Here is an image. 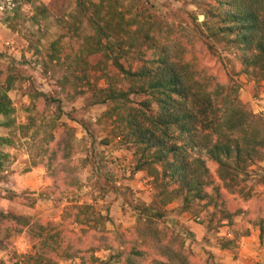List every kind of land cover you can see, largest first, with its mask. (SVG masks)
Here are the masks:
<instances>
[{
    "label": "trees",
    "instance_id": "trees-1",
    "mask_svg": "<svg viewBox=\"0 0 264 264\" xmlns=\"http://www.w3.org/2000/svg\"><path fill=\"white\" fill-rule=\"evenodd\" d=\"M13 2V16L7 20L30 4L29 19L38 32L48 17L46 5L36 0ZM123 6L124 0H76L71 20H64L76 37L69 44L61 38L41 47L32 42L31 48L47 71L63 70L60 85L66 97L70 95L66 89L76 88V93L78 80L84 78L90 104H108L104 115L111 120L114 134L135 147L137 168L152 176L156 193L150 203L139 205L132 229L113 233L106 229L108 217L89 204H68L57 226L0 211L1 219L14 222L11 232L27 228L38 240L33 253L25 257L26 264H59L63 259H79L78 264H142L145 246L163 258L157 264H197L181 236L163 225L166 208L173 202L183 211L210 208V222L219 226L227 222L236 237L248 236L250 226H258L264 241V216L246 219V209L230 205L224 192H241L252 167L264 159V117L240 101L241 84L230 72L213 73L193 44L149 21L144 13L127 12ZM204 15L198 26L208 50L214 53L220 43L225 51L235 53L238 75L255 83L263 81L264 0H212L206 3ZM30 36L35 38L36 32ZM207 37L214 42H206ZM95 69L107 76L105 86L91 83L89 75ZM16 80V74L0 65V126L14 123L9 91ZM31 100L34 106L46 108L58 99L34 90ZM66 130L59 137L48 131L45 155L32 153L31 165L45 167L54 184L63 181L69 186L73 141ZM52 140L55 148L49 149ZM10 142L0 136V145ZM209 161L217 164L221 184ZM3 166L0 152V170ZM241 215L244 230L237 227ZM235 244L236 238L225 237L221 247L233 250ZM103 250L110 251L106 258L97 255Z\"/></svg>",
    "mask_w": 264,
    "mask_h": 264
},
{
    "label": "rangeland",
    "instance_id": "rangeland-1",
    "mask_svg": "<svg viewBox=\"0 0 264 264\" xmlns=\"http://www.w3.org/2000/svg\"><path fill=\"white\" fill-rule=\"evenodd\" d=\"M36 1L48 9V17L38 32L29 19L33 12L30 4L23 5L20 13L8 21L7 18L13 16L14 2L0 0V65L17 76L9 91L15 109L14 123L9 127L0 126V136L11 141L0 145V152L4 154V166L0 170V211L30 215L38 224L57 226L68 204H89L108 217L106 229L110 233L132 229L139 205L150 203L156 193L152 176L137 168L135 147L114 134L111 120L104 115L108 104H90L87 100L86 79L78 80L79 93H75L73 87L66 89L70 93L66 97L67 92L60 85L63 70L47 71L40 56L31 48L32 42L41 47L61 38L63 44H69L76 37L72 29L64 26V20H71L76 0ZM208 1L212 0H124L123 9L142 12L149 21L193 44L213 73L221 75L224 69L230 72L241 84L240 101L264 117V109L258 111V102L254 101L263 92L264 80L255 83L243 74L238 75L239 62L234 52L229 53L216 43L215 52L211 53L204 43L198 24L206 19ZM202 28L205 30L204 26ZM35 32L36 37L31 38ZM207 41L214 42L208 37ZM104 74L100 69L93 70L89 75L91 83L105 86L107 76ZM34 90L44 91L58 100L46 108L43 104L34 106L31 100ZM65 130L73 141L69 186L63 181L54 184L45 167L31 165L32 153L36 157L45 155L46 133L49 131L59 137ZM48 148H55V140L48 143ZM58 156L62 158L64 151ZM209 167L219 181L217 164L209 161ZM224 192L230 205L246 209V219L264 216V159L252 167L242 182L241 192ZM166 209L163 225L181 236L185 249L197 264H264V241L260 239L258 226H250V235L236 237L227 222L220 226L210 222V208L203 210L196 206L191 211H183L178 202H173ZM236 221L239 229L246 228L242 225V215ZM13 224L0 218V264H26L25 257L33 253L38 241L27 228L11 232ZM225 237L236 238L233 250L221 247ZM144 253L142 264H157L163 259L146 246ZM109 254L110 251L105 250L97 253L101 258ZM79 262V259H63L59 264Z\"/></svg>",
    "mask_w": 264,
    "mask_h": 264
},
{
    "label": "crops",
    "instance_id": "crops-1",
    "mask_svg": "<svg viewBox=\"0 0 264 264\" xmlns=\"http://www.w3.org/2000/svg\"><path fill=\"white\" fill-rule=\"evenodd\" d=\"M254 101H255V102H258V103H257V106L259 107V110H258V111L264 109V87H263V92H262V94H261L259 97L254 98ZM256 111H257V110H256ZM247 248H248V246H247ZM250 250L252 251V249H250ZM255 256H256V255H255Z\"/></svg>",
    "mask_w": 264,
    "mask_h": 264
}]
</instances>
